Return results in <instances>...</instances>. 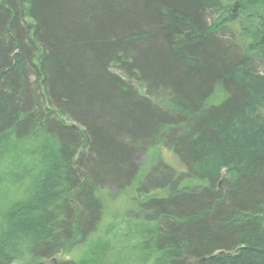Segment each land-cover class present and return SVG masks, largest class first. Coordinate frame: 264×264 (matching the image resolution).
Returning <instances> with one entry per match:
<instances>
[{"label":"trees","instance_id":"1","mask_svg":"<svg viewBox=\"0 0 264 264\" xmlns=\"http://www.w3.org/2000/svg\"><path fill=\"white\" fill-rule=\"evenodd\" d=\"M261 62L264 0H0V264H89L68 253L97 232L111 185L136 187L144 221L112 264H264L263 218H240L264 206V125L247 121ZM163 143L185 169L141 171ZM215 150L233 181L185 187Z\"/></svg>","mask_w":264,"mask_h":264},{"label":"rangeland","instance_id":"2","mask_svg":"<svg viewBox=\"0 0 264 264\" xmlns=\"http://www.w3.org/2000/svg\"><path fill=\"white\" fill-rule=\"evenodd\" d=\"M256 68L257 69L255 70L258 72V74L264 75V62L257 64ZM30 83H34L33 76H30ZM133 84L142 96H147L160 107L165 108L174 114H185L184 110L166 94L158 93L150 95L144 83L136 81L133 82ZM226 98L227 94L225 90L220 87L213 97L208 100L206 105H220ZM252 104L253 108L250 109L252 113L249 112V114H247V121L251 125V119H256L257 117L258 121L256 124L258 128L261 129L262 124L264 125V101L261 103L252 102ZM160 160L168 162L170 165L179 170L185 169L184 167L182 168L178 158L165 146L164 143L156 144L153 148H148L140 152V155H138L136 161H138L141 171L147 170L148 172L152 171V168H156ZM223 161L224 160L221 159L218 150H215L202 167V171L205 172V177L202 178V176L194 173L192 177L190 176L188 179L183 178L182 184L185 187H205L209 185V176L214 175L217 176L215 179L216 188L219 187V185L221 188L226 187L223 186L224 184L221 185V183L224 180L225 182L233 181L236 170H234L235 167L233 164L227 168H223ZM180 176V172H178L176 178L178 179ZM9 190L6 189L4 192L0 190V194L7 193ZM135 190L136 187L122 191L120 188L114 185L101 190L98 196L104 203L105 211L100 226L97 232L92 234L84 243L75 247L71 252H69L67 259L78 262L86 261L89 264H112V258L114 256L115 250L124 247V245L119 244L122 243V236L130 234L131 236L135 237L140 231L139 227L142 223H144L142 220L143 217L140 215V211H136L134 209V205L132 204L133 197L137 196ZM0 204L4 205V202L2 201ZM248 215H253L255 217L259 216L263 218L264 221V206L256 214H241L240 218ZM126 240L128 244L125 245V248H129L130 245L138 242V239L136 238H127ZM126 256V263L122 264H133V255L130 257L127 254ZM151 263L153 262L150 261L148 264Z\"/></svg>","mask_w":264,"mask_h":264},{"label":"water","instance_id":"3","mask_svg":"<svg viewBox=\"0 0 264 264\" xmlns=\"http://www.w3.org/2000/svg\"><path fill=\"white\" fill-rule=\"evenodd\" d=\"M75 170H77V171H78V168H75ZM52 263H56V260H53V261H52Z\"/></svg>","mask_w":264,"mask_h":264}]
</instances>
